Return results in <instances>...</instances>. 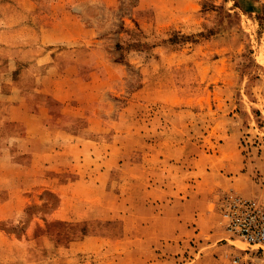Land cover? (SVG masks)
<instances>
[{"label":"rangeland","instance_id":"rangeland-1","mask_svg":"<svg viewBox=\"0 0 264 264\" xmlns=\"http://www.w3.org/2000/svg\"><path fill=\"white\" fill-rule=\"evenodd\" d=\"M14 1L0 11L17 23L29 0ZM103 1L78 4L105 80L100 146L59 132L62 147L46 152L62 163L34 153L51 187L0 220V264H230L246 253L264 264L219 209L225 192L264 204V0ZM2 85L0 97L29 80Z\"/></svg>","mask_w":264,"mask_h":264},{"label":"crops","instance_id":"crops-1","mask_svg":"<svg viewBox=\"0 0 264 264\" xmlns=\"http://www.w3.org/2000/svg\"><path fill=\"white\" fill-rule=\"evenodd\" d=\"M61 1L69 6L57 8L55 4L60 0H29V14L17 17V23L9 20L14 16L0 11V64L4 63L0 66V88L7 82L29 80L28 88L4 91L5 96L0 97L7 99L0 102V220L30 202L36 189L51 187L47 183L51 178L33 167V158L34 153H41L44 163H62L56 159L59 152H46L47 146L57 142L59 132L88 133L82 145L90 149L100 146V139L93 135L99 130L100 115L94 101L101 95L99 88L105 81L95 69L101 64L96 55L98 49L82 45L92 34L82 25L85 16L79 12L80 0ZM13 3L14 0H4L0 5ZM70 19L72 25L65 22ZM23 20H29V27ZM7 34L9 40H14L9 41ZM14 35L21 39L15 41ZM17 67L23 72L14 75L13 68ZM82 69H87L85 78ZM71 70L75 71L74 76ZM83 100L86 102L80 105ZM73 101L77 103L69 107ZM67 121H72V125L68 126ZM73 145L81 147L77 142ZM55 147L62 145L54 144L50 150ZM28 232L29 228L27 236Z\"/></svg>","mask_w":264,"mask_h":264},{"label":"built area","instance_id":"built-area-1","mask_svg":"<svg viewBox=\"0 0 264 264\" xmlns=\"http://www.w3.org/2000/svg\"><path fill=\"white\" fill-rule=\"evenodd\" d=\"M219 209L229 236L246 243L247 248L264 254V204L256 198L225 192ZM230 264L254 263L246 253L232 255Z\"/></svg>","mask_w":264,"mask_h":264}]
</instances>
